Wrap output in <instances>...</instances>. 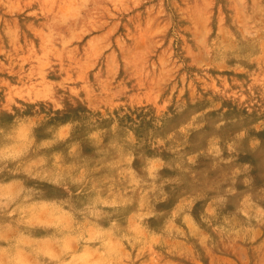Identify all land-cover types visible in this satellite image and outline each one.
Instances as JSON below:
<instances>
[{
  "label": "rangeland",
  "instance_id": "rangeland-1",
  "mask_svg": "<svg viewBox=\"0 0 264 264\" xmlns=\"http://www.w3.org/2000/svg\"><path fill=\"white\" fill-rule=\"evenodd\" d=\"M20 263L264 264V0H0Z\"/></svg>",
  "mask_w": 264,
  "mask_h": 264
},
{
  "label": "bare ground",
  "instance_id": "bare-ground-1",
  "mask_svg": "<svg viewBox=\"0 0 264 264\" xmlns=\"http://www.w3.org/2000/svg\"><path fill=\"white\" fill-rule=\"evenodd\" d=\"M65 14H67V13H65ZM66 16V15H65ZM65 19V18H64ZM105 232V231H104ZM105 246V245H104ZM23 255V254H22ZM87 255V254H86ZM83 259V258H82ZM25 260V259H24ZM21 264V263H20Z\"/></svg>",
  "mask_w": 264,
  "mask_h": 264
}]
</instances>
